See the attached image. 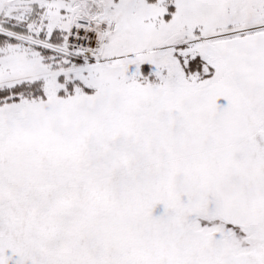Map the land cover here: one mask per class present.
Here are the masks:
<instances>
[{
	"label": "snow or ice",
	"instance_id": "1",
	"mask_svg": "<svg viewBox=\"0 0 264 264\" xmlns=\"http://www.w3.org/2000/svg\"><path fill=\"white\" fill-rule=\"evenodd\" d=\"M0 264H264V0H0Z\"/></svg>",
	"mask_w": 264,
	"mask_h": 264
}]
</instances>
